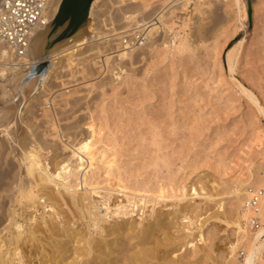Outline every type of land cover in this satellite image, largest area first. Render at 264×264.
I'll use <instances>...</instances> for the list:
<instances>
[{"label":"rangeland","instance_id":"rangeland-1","mask_svg":"<svg viewBox=\"0 0 264 264\" xmlns=\"http://www.w3.org/2000/svg\"><path fill=\"white\" fill-rule=\"evenodd\" d=\"M69 1L65 4L61 15L57 18L58 20H54L51 25L49 36L52 40L48 43L47 49L73 36L89 20L87 17L90 9L83 16V25L81 27L74 25L65 28L64 24L61 25ZM251 1L258 5L259 11H257L255 18L251 19L248 25L245 21L248 13V0H245V4H240L239 6L231 3L229 4L231 5L230 7L228 6L229 1L225 2L223 0L214 3L209 7L210 9H202L201 12L203 13L192 8L186 15L178 14L179 17L181 16L180 18L176 14L177 22L175 21L176 26L174 25L173 33L171 31L166 34L164 32L157 34L156 40L153 39V42H150L151 46H149L150 43L147 45L149 48L147 46L143 47L144 50L138 51L136 56L134 53L135 57H132L134 61L131 59L134 63L129 60L126 61L127 63H123V66L120 65L121 70L125 65L127 68L129 67L128 69L134 68L133 70L138 72L136 78L139 76L144 77L136 80V85L140 86L138 94L134 91V86L129 88H127L129 85L127 87L126 85L124 86V78H127L125 75L126 71L123 69L124 73H121L116 62V64L113 62L111 65L116 67V71L109 67V72L107 69L100 72L103 68L98 67L96 64L93 66V60L97 59L95 61H98V58H95L96 53L93 50L88 51L91 45L87 44L81 51L83 54L77 57L82 58L79 61L81 63L77 61L78 65H74L68 71L67 69L58 71L50 83L49 94L45 96L43 103L36 105L34 107L35 110L33 108L31 112L21 116L23 122L30 125L29 131L42 136L47 135L48 139L52 138L50 136L53 121L67 118L66 120H61L62 122L58 123L59 126L61 127L65 124L64 126L67 127L69 123L70 126L81 125L79 129L77 127V131L84 135V133H90L88 125L91 122L90 117L94 116V122L97 126L96 140L99 141L96 147L101 149H105L107 145L112 147L117 145L119 147L117 154L121 172L127 185L133 190L140 191L136 194L137 196L135 195V200L139 201V207L142 206V202H140L141 196L147 197L144 208H135V213H131V203H127L121 192L111 190L113 181L109 182L110 179L106 178V174L102 170L103 167L100 165L101 163L91 171H89V168L85 171H83V168L74 169L76 165L80 164L75 157L73 158L72 167H69V169L76 170V178L81 183L84 178V172H88L86 176L94 181L95 185L93 188L96 190L91 200L95 202L106 200L107 202L108 209L106 212L110 214L107 223H109L108 225H113L110 235L106 239L110 245L108 247L111 256L110 264H115L114 261L121 258L120 249L123 247H131L134 251L149 246H143L147 244L148 240H139L134 237V233L138 229L137 223L142 218H148L153 206L157 212L168 214L164 217V222L162 221L158 224L157 229L160 231L155 235L165 239V233H169L175 239L173 243L168 242L167 245L161 248V253L166 255L167 264H241L246 248L251 245L257 229L262 227L261 219L259 220L257 215L253 216L254 214L251 217L253 219L252 223H250L251 227H244L241 223L239 224L241 229H237L238 225L234 224L233 221V217L238 212L237 206L239 204L237 193L235 192L236 187L245 182L254 184L257 178L264 177V0ZM117 10L110 9L109 12L111 13L112 11L113 17L120 16L121 11ZM104 12H108V9ZM111 14L106 15L105 13L106 16H104L105 18L112 17ZM117 22L116 24H118ZM120 23L122 24L123 22L120 21ZM183 23L187 25L184 27ZM174 34L177 37L179 36L177 39L175 38V41L172 40L174 39ZM244 36H247V41L245 42L243 55L238 60L239 62L236 61L237 64H234L233 70H230L227 56L232 52L231 50L234 51L238 47V43ZM185 38L190 43L193 41L191 44L193 46L196 45L195 48L198 46L199 49L193 53H187L188 60L183 62L184 59L181 57L177 58L176 62L171 57L172 48L174 44L179 45L178 43ZM166 43L170 49V55L167 53V57L164 55L166 54L164 49ZM143 57L146 59L144 62ZM0 58H2L1 54ZM137 59L139 61L138 64H142V66L137 65ZM10 60L9 63L14 61L12 54ZM0 61H5V59L3 60L2 58ZM149 63L150 66L154 65L150 68L149 65L147 66ZM82 64L85 66V74L80 69L84 67ZM135 64L137 67H134ZM155 65L158 69L154 68ZM4 67L6 66L0 65V70ZM90 67L93 68H91L93 73L90 71ZM42 72V70H26L24 75H28L24 81L38 74L41 75ZM117 72L122 75L118 76V79ZM104 73L105 78L103 77ZM20 74V72H17V77ZM176 75H180L177 76L179 78ZM15 76L16 73L11 71L6 76L8 79H0V83L12 81V77ZM75 76H77V79L74 78ZM152 78H154V81ZM99 80H101L100 83ZM143 80L145 81L143 82ZM116 81H118L119 85ZM102 83L105 84L103 85ZM144 83H147V85ZM170 83L171 85L174 84L171 86ZM119 86L122 87L119 88ZM145 86L146 88H144ZM149 87L152 89L148 90ZM171 87L176 90L172 88L174 89L172 91ZM93 88L94 90H90ZM131 88L132 93L130 92ZM141 88H143L142 90L146 89L144 94ZM118 90L121 91L119 92ZM246 90L252 93V98L249 97ZM102 91L103 93L105 91V95ZM14 92L12 99L16 97V91ZM152 92H156L155 95L157 94L158 96L151 98ZM102 95L104 97L107 96L102 98ZM132 97L133 99H131ZM139 99H141L140 102L138 101ZM253 99L257 101V104ZM143 100L146 104L144 102L140 104ZM2 101L7 102V99H1L0 91V104L3 103ZM128 102L131 103L129 104ZM135 102L136 104H134ZM102 105H104V108ZM133 106L134 109L132 108ZM137 107L141 108L136 109ZM101 108L102 111L105 109L106 113L104 111L101 112ZM167 113H173L170 117L171 122L166 124V126H171L174 129L169 136L174 142L163 149L160 152V156L164 161H169V164L160 166L149 165L152 148L149 146V141L139 142L138 132L146 133L151 123L143 125L140 131L138 123L142 119L146 121L160 119ZM119 115L124 118L122 122L124 120L125 125L123 126V123L118 122L119 128H116L117 124L114 125L115 121H121L119 120ZM106 116L109 117L108 122H106ZM81 119L84 120L82 121ZM129 122L132 124L131 127H129ZM106 124L107 126H105ZM164 125V123H161V126ZM100 127L102 129L101 132L99 131ZM137 127L139 129H136ZM79 136L78 139L81 138V135ZM66 140L67 138L65 137L63 139L65 143H58L61 149L64 148L63 144H68ZM167 142H163V144ZM9 145L13 148L12 142L6 140V135L1 132L0 148L3 149H1L3 153H1L0 157V169L3 170L4 176L8 175L5 174L6 172L9 174L13 172L11 170L13 167L7 168V171L4 170V168L9 167L8 163L11 166H18L15 163L17 160L13 159L17 157ZM37 147L40 149V145ZM40 151H44L43 154L48 157L52 154H47V149L43 150L41 148ZM69 152L70 149H67V151L63 150L65 156L71 155ZM5 156L7 160H4ZM3 160L4 162L6 161L5 164ZM50 166L52 165L50 164ZM64 184L70 186L73 183L66 182ZM82 188V185H80L76 189L82 192ZM160 188L165 190V195L168 198L160 199L158 204H156V201L152 197H148V195L157 194ZM251 188L256 189L255 186L250 185ZM257 189H262V187L260 186ZM145 190L148 192L144 193ZM209 195H212V198ZM172 196L177 198H172ZM107 199L109 200L107 201ZM173 204H176L174 208L170 206ZM179 207L181 211L178 214L177 210ZM104 209L105 207H102L104 211L102 213H105ZM44 212L51 213L52 210L49 207L45 210L40 208L35 215L41 216ZM239 212L241 213V210ZM38 215L37 217L40 220ZM44 216L46 218L49 217V215ZM62 216H65L64 212ZM64 220L65 218L58 219L56 223ZM85 222L86 220H83V223ZM200 232L203 237L202 240L197 238ZM114 236L117 238L115 239ZM96 237L99 238V236ZM79 239V237L73 238L70 235L64 239L66 245L61 249L64 251L61 254L63 261L58 262V264L79 263L82 260V256H79V253L83 251V242H79ZM184 240L191 242L183 246ZM236 240H239L237 255L230 259V254L228 255V253L232 249L231 243ZM260 243L264 245V234L260 237ZM258 257L259 259L255 261V264H264V246ZM26 263L50 264L43 261L41 256L35 257L33 262L27 260ZM15 264H19V262H15ZM157 264L166 263L158 261Z\"/></svg>","mask_w":264,"mask_h":264},{"label":"bare ground","instance_id":"bare-ground-1","mask_svg":"<svg viewBox=\"0 0 264 264\" xmlns=\"http://www.w3.org/2000/svg\"><path fill=\"white\" fill-rule=\"evenodd\" d=\"M52 1L53 2L50 7L51 13L48 19L49 24L44 28L37 29L34 32L26 55L23 56L22 59H15L12 64L7 63L5 65L6 67L0 70L1 80H7L8 78H6V76L11 71H13V73H16V76L12 77L13 78L12 81L9 79L10 81L6 83H0L1 99H7V102L2 101L3 103L0 104V133L3 132L6 135V140L12 142L13 148L10 145L9 146L13 149V151L12 149L11 151L14 152V154L17 157L13 159L17 160L15 163H17L18 165V166L16 165L11 166V164L8 163L9 167L4 168V170L13 167V169H11L13 170L12 174L7 173L6 172L7 170L5 171L6 172L5 174H8L6 175L8 177L4 176L3 170L0 169V264H15V262H19V264H27L26 263L27 260L29 262H33V259H35V257L37 256H41L43 261L49 262L50 264H58V262L63 261V257L61 254L64 251L61 249L64 245H66L64 239H66L68 235H70L73 238L79 237L80 239L78 241L83 242L82 244L83 251L79 253V256H82V260L79 263L70 262L68 264H110L111 256L108 250V247L110 245L108 244L106 239L109 237L110 235L109 233L111 232L112 230L111 228L113 227V225H108L109 223H107V220L110 218V214L106 212V210L108 209L106 204L107 202L106 200H103L102 202L100 201L95 202L94 200H91L92 195L96 193V190L93 188L95 185L94 181L92 179L87 178L86 174L88 172H84L83 181L82 183L79 182L78 179L76 178L77 177L75 172L76 170H72V168L69 169V167H72L73 158L75 157H76V161H79L80 164L76 165L74 169L83 168V171H85L87 168H89L90 169L89 171H91L95 166H99L98 164L101 163L100 165H102L103 167L102 170H104V173L106 174V178L110 179L109 182L113 181L111 190L121 192L124 195L123 198L126 199L127 203H131V213H135V208H140V209L144 208V206L146 205L145 199L147 197H144V195L141 196L142 199L140 200V202H142L141 203L142 206L139 207V201L135 200V197L137 196L136 194H138L140 191L133 190L131 187H129L125 182V179L121 172V166L119 163L120 161L118 159V154H117V149H119V147L117 145H114V147L107 145L105 149L96 147V144L99 141L96 140L97 126L96 123L94 122L95 120L94 116L90 117L91 122L88 125V128L90 129V133L89 134L84 133L85 135L84 136L83 133L81 134V132L77 131V127L79 129V126L81 125L78 126L74 124L75 126L72 125L70 126L69 123L67 127L64 126L65 124L61 127L59 126L58 123H60L61 120L67 119V118H61L62 116H64L63 113L62 116L60 117L61 120L58 119L52 122V133L50 136L52 137L51 139H48L47 135L42 136L41 134H35L29 131V129L31 128L29 127L30 125H28L26 122H23L21 116H24L26 113L31 112L36 105L43 103L45 96L49 94V90L51 86L50 83L58 71H60L61 69H67L68 71V69L70 70L71 67H73L74 65L75 66L78 65V62L82 60V58H77V57L78 55L83 54V52L81 51H83L84 47L87 44L91 45L88 48V51L93 50V52L96 53V57L95 56L92 57L98 58V61H95L97 60L95 58H94L95 60L91 58L94 61L93 66L96 64L98 65V67L103 68L102 70H100V72L105 71L106 69L109 72L110 70L109 67H112L111 69L113 71H116V67L111 66L113 62L114 63L116 62L117 65H119L118 68L121 73L123 72V69L126 71L125 75L127 78H124L125 79L124 86L126 85L127 87L129 85L127 88L134 86L135 87V88L133 87L135 89L134 91H136V93L139 92L140 86L136 85L137 83L136 80H139V78L143 79L144 77L141 76L143 77L141 78L139 76L138 78H136L138 72L133 70L134 68L128 69L129 67L127 68V66L124 64L126 67L124 66V68L121 70L120 65L123 66V63L129 60L131 62L134 59L132 57H135L138 51L140 52V50H142L143 47L149 45L150 42L152 43L153 39L156 40L155 37H157L156 36L157 34L163 32L166 34L171 32L173 28L176 26L175 24L176 14L177 15L180 14L182 16L186 15L187 12L192 8H194L200 13H203L201 12L202 9L209 8L214 3H218L223 0H205V1L201 0V2H199V0H182L181 2L175 0H93L90 6L88 22L84 26H82L73 36L59 43H56L50 49H47L48 43L50 42V40H52V38H50L49 36L52 27L51 25L53 23L51 20L54 16H56L59 5L62 0H52ZM224 1L225 2L229 1L228 2L229 7L231 6L229 5L231 3L233 5L236 4L237 6H239L240 4H245L244 3L245 0H224ZM2 2L3 0H0V10L2 6ZM250 3H251L250 6L248 5V13L246 14L245 17V21L247 25L249 24L251 19L255 18L256 14L258 13L257 11H259L257 4H255L251 0ZM106 9H108V12H104ZM110 9L111 10L118 9L117 11L119 12L121 11L120 16L118 15L119 17L118 16L113 17L111 14L112 11L111 13L109 12ZM105 13L106 15L111 14L112 17L109 16L105 18L106 16ZM177 17H179V15ZM119 20L122 21L123 23L121 24ZM116 22L118 24H116ZM185 25L187 24H184V27ZM178 37L177 35L175 36L174 34V39L172 40L175 41V38L177 39ZM246 41H247V36H244L242 40L238 43V47L234 51L231 50L232 52L228 54L227 61L229 62L228 66H230L231 68L230 70H233L234 68L233 66L236 63V61L240 60V58L242 57ZM192 42L193 41H191V43ZM151 43L149 46H151ZM191 43L187 41V38H185L181 40L180 43H178L179 45L174 44V47L173 48L171 47L173 51V53L171 52L172 53L171 57L173 58V60L176 61L177 58H181V57L184 59L183 62L185 60H188L187 53H193L197 49H199L198 46L197 48H195L196 45L194 44L195 46H193ZM149 46H147V48H149ZM164 49L166 52L163 50L161 51L165 52L166 54L164 53L163 54L166 55L167 57V53H169L170 55V49L167 43ZM11 53L12 52L9 51L7 46H0L1 57L8 62H10L9 60L11 58ZM162 57L164 56L162 55ZM144 58L145 57H143V59ZM145 60L146 59H144L143 62ZM133 61L132 63H134ZM138 62L139 61L137 59V65H139ZM132 63L131 65H133ZM215 63L213 64L215 65ZM43 64L44 65L46 64L47 66L46 69L43 70L41 75L38 74L37 76H34L29 80L24 81L25 77L28 75V74L24 75L26 70H32V69L40 70L39 68L40 66H43ZM137 65L135 64L134 67H137ZM140 65L142 66V64ZM148 65L150 66V63L147 64V66ZM91 68L92 67H90V69ZM154 68L155 69L157 68L156 65L154 66ZM80 69L81 72L85 74L84 71L85 66ZM92 69L90 70L91 72ZM17 72L21 73L19 77H17ZM129 72L132 73L129 74ZM117 74L118 72L116 73V75ZM120 75L121 74L117 75V79L120 77ZM177 76L180 75H176V77ZM76 77L77 76H75L74 78ZM103 77L105 78V73ZM174 79L177 81L176 78ZM152 80L154 81V78H152ZM144 81L145 80H143V82ZM100 82L101 80H99V83ZM116 82L118 83V81ZM144 84L147 85V83ZM120 87L122 86H119V88ZM144 88H146V86ZM150 88L151 87H149L148 90ZM172 88L174 87H171L170 89ZM142 89L143 88H141V91H143L144 94V92H146L145 91L146 89L145 90ZM174 89H172V91ZM90 90H94V88ZM14 91H16V97L12 99L14 97L13 96L14 95L13 93H15ZM131 91L132 88L130 92ZM147 93L149 92L147 91ZM155 93L156 92L152 94L151 98H154V96L156 97L158 96L157 94L155 95ZM246 93L249 95V97H251L252 93L248 92V90H246ZM101 97L105 98L103 95ZM131 99H133V97ZM140 100L141 99H139L138 101L140 102ZM144 100L140 104H143ZM253 101L257 104V101L255 99H253ZM128 103L130 104L131 102ZM144 103L146 104V102ZM134 104H136V102ZM102 106L104 108V105ZM134 106L132 107L133 109ZM140 108L137 107L136 109H140ZM100 111L101 112L104 111L106 113L105 109H103L102 111L101 108ZM139 112L141 113V111ZM172 115L173 113L171 114L167 113L166 115H163L160 119H155L150 121H146L145 119H142V121L139 123L136 120V122L138 123V127L140 128L139 129L137 127L136 129H139V131L142 130L143 125H148L151 123L146 133L138 132L139 142L149 141V146L152 148L151 151L152 154L150 157L149 165L154 164L160 166V165L169 164V161H164V159L160 156V152L174 142L173 139H170L169 137L174 131V129L171 126L170 127L166 126V124H169L171 122L170 117ZM106 119H107L106 122H108L109 117L106 116ZM122 119L124 118H121V115H119V120L121 121H115L114 125L117 124V126H115L116 128H119L118 127L119 123H123L122 124L123 126L125 125L124 124L125 122L124 120L122 122ZM81 120L83 121L84 119ZM161 123H164L165 125L161 126ZM129 125H130L129 127L132 126L130 122ZM105 126H107V124ZM133 128L132 130H134ZM99 131L100 132L102 131L101 127ZM79 135H81L80 139H78L80 137ZM65 137L67 138L66 143L68 144L65 145L63 144L64 148L62 149L65 151H67V149H70L69 153L71 155L69 156H65L63 150L58 144L59 142L63 143L64 142L63 139ZM47 140H49V142H47ZM163 142H167V143L163 144ZM39 145H40V149L39 147H37ZM41 148L43 150L47 149L48 150L47 154L52 153L51 156L50 157L45 156L43 154L44 151L43 152L40 151ZM1 149L2 148H0V157H1V153H3V151L1 152ZM4 160H7L6 156ZM50 164L52 166H50ZM66 182L73 184L68 186V184L67 185L64 184ZM80 185H82L83 187L82 192L76 189ZM250 185L255 186L256 189L254 188L250 189ZM260 186L262 187V189H257ZM146 192L148 191L145 190L144 193ZM235 192L237 193V200L239 201V204L237 206L238 212L233 217V221L234 224L238 225L237 229H241V227H239V224L241 223L244 227L245 226L251 227L250 223H252L253 221V219L251 218L253 213L251 211L252 209L250 210L249 202L254 198L255 195L258 196V206H257L258 218L259 220L261 219L262 227L257 229V232L254 235V239L251 245L246 248L244 254L245 256L241 263V264H255V261L259 259L258 254L261 251V249H263L264 246L262 243L259 244L260 237L264 234V177L257 178L254 184L251 183L248 184L247 182H245L237 186ZM212 195L209 196L212 198ZM148 197H152L156 201V204H158V201L160 199L168 198L165 195V190L163 188H160L157 194L148 195ZM172 198L176 199L177 197L172 196ZM108 200L109 199H107V201ZM170 206L174 208L176 204ZM48 207L52 210V212L51 213L44 212V214H41V216L37 214L40 217L39 220L37 215L35 214L39 211L40 208L45 210ZM102 207H105L104 209L105 213H102L103 211ZM239 210H241V213L239 212ZM180 211L181 209L179 207L177 213L179 214ZM63 212L65 213V216H62ZM172 213L174 212L172 211ZM119 214H121V212H119ZM144 214H146V212H144ZM44 215H49V217L46 218ZM167 215L168 214H165L164 212H157L153 206L148 218L146 217L142 218L137 223L138 229L134 233L135 234L134 237L138 238L139 240L141 239L148 240L147 244L143 246L146 245L149 246L134 251L133 248L131 247L128 246L123 247L120 249L121 258L115 260L114 263L115 264H157L158 261H162L163 263L167 264L166 255L161 253V248L162 246L167 245L168 242L173 243L175 239L172 238V236H170L169 233H165L166 234L165 239H162L159 236L155 235L157 232L160 231L159 229H157L158 224L162 221L164 222V217ZM62 218H65L63 222H60L61 221L60 220L59 221L60 223H56V221L58 222V219H62ZM83 220H86V222L83 223ZM96 236H99V238H97ZM114 238L116 239L117 237L114 236ZM197 238L202 240L203 237L201 232L199 233ZM190 242L191 241L189 240H184L183 246L188 245ZM257 244L259 245L257 246ZM238 245H239V240H236L231 243L232 249L231 252L228 253V255L230 254V259L234 258L237 255L236 251Z\"/></svg>","mask_w":264,"mask_h":264},{"label":"built area","instance_id":"built-area-1","mask_svg":"<svg viewBox=\"0 0 264 264\" xmlns=\"http://www.w3.org/2000/svg\"><path fill=\"white\" fill-rule=\"evenodd\" d=\"M52 2V0H3L0 10V46H7L14 60L22 59L26 55L34 32L49 24ZM55 17L52 18V22ZM7 63L9 62L6 60L0 61V65ZM257 206L258 196L255 195L249 202V207L250 210L252 207V213L258 216Z\"/></svg>","mask_w":264,"mask_h":264},{"label":"crops","instance_id":"crops-1","mask_svg":"<svg viewBox=\"0 0 264 264\" xmlns=\"http://www.w3.org/2000/svg\"><path fill=\"white\" fill-rule=\"evenodd\" d=\"M68 0H62L60 5H59V8H58V11H57V14H56V17L55 19H57L60 15H61V12L65 6V4L67 3ZM74 3H75V0H70L69 3H68V7H67V11H66V14L64 16V19L61 23L65 25V28H68V27H71V26H74V25H79L78 27H81V25H83L82 23V18L83 16H80L79 14H76L74 12ZM87 5V0H85V6ZM87 14V13H86Z\"/></svg>","mask_w":264,"mask_h":264},{"label":"flooded vegetation","instance_id":"flooded-vegetation-1","mask_svg":"<svg viewBox=\"0 0 264 264\" xmlns=\"http://www.w3.org/2000/svg\"><path fill=\"white\" fill-rule=\"evenodd\" d=\"M73 9L76 14L83 16L84 13L87 12L85 6V0H75Z\"/></svg>","mask_w":264,"mask_h":264},{"label":"water","instance_id":"water-1","mask_svg":"<svg viewBox=\"0 0 264 264\" xmlns=\"http://www.w3.org/2000/svg\"><path fill=\"white\" fill-rule=\"evenodd\" d=\"M92 1H93V0H87V5H86V10H87V11H89ZM250 4H251V3H250V0H248V5L250 6ZM88 18H89V15H88L87 19H88ZM46 66H47L46 64H45V65L43 64V66H41L39 69L43 71V70L46 69Z\"/></svg>","mask_w":264,"mask_h":264},{"label":"trees","instance_id":"trees-1","mask_svg":"<svg viewBox=\"0 0 264 264\" xmlns=\"http://www.w3.org/2000/svg\"><path fill=\"white\" fill-rule=\"evenodd\" d=\"M86 13H87V12L84 13V16L86 15ZM83 18H84V17H83ZM83 18H82V20H83ZM55 20H58V19H55Z\"/></svg>","mask_w":264,"mask_h":264}]
</instances>
